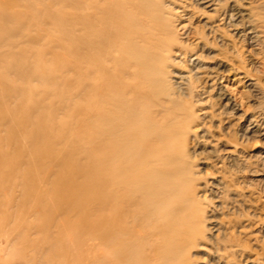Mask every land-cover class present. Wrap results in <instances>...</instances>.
I'll use <instances>...</instances> for the list:
<instances>
[{"label":"bare ground","instance_id":"1","mask_svg":"<svg viewBox=\"0 0 264 264\" xmlns=\"http://www.w3.org/2000/svg\"><path fill=\"white\" fill-rule=\"evenodd\" d=\"M36 3L0 10V119L95 264H264V0Z\"/></svg>","mask_w":264,"mask_h":264},{"label":"rangeland","instance_id":"2","mask_svg":"<svg viewBox=\"0 0 264 264\" xmlns=\"http://www.w3.org/2000/svg\"><path fill=\"white\" fill-rule=\"evenodd\" d=\"M28 1L0 0V10L16 12L17 10L21 11L24 9L27 16L34 15V13L36 14V12H34L35 8H33L32 5H34V2L37 4V0H33V2L30 0L29 3ZM28 7H30L33 12H31L30 9L28 10ZM56 8L57 7H55V9ZM31 17L33 18V16ZM196 24L197 23H194L193 27H198V24ZM48 27L52 26L37 23L35 26L31 27L29 31L32 36H38L39 30ZM10 28H14V26L11 25ZM50 29L53 30L52 28ZM53 34L56 36L58 35L56 31H53ZM50 43L51 38L46 36L39 45L48 46ZM216 51L220 50L217 49ZM27 56L33 57L34 55L29 54ZM249 57L247 56L244 58L245 67L252 75L264 82V62L263 64L260 62H251L253 60ZM29 64L30 63L27 62L25 70H27ZM179 65L180 66L176 65L175 68H186H183L184 65ZM3 73H5V71L0 68V76ZM11 78L12 82L20 83L17 77L11 76ZM232 80L233 78H231V81ZM224 84L226 85V83ZM2 86L3 85L0 84V89ZM198 105L197 109L205 107V104ZM249 105L253 109L257 107L254 105L253 101H250ZM10 108L14 110V112L17 111L18 115L16 117L21 116V114H19L18 104L13 102L10 104ZM43 115L38 113L35 120L41 118ZM60 117L61 119H65V115ZM44 121L41 120L40 123ZM28 128L29 131L32 130L31 125L26 129ZM9 129V120L1 118L0 264H90L88 263L89 260V262H94L93 264H95L96 259H93V257L96 254V241L92 244L94 241L89 240L85 232L81 231V224L77 225V223H79L78 217H80L78 215L80 214H75L74 217L73 214L64 215L62 212L56 213L58 208L56 210L55 206L59 203L57 191L60 189L61 183L63 182V178H61L60 174L65 170L68 171L67 168L61 167L59 162L51 164L50 162H53L51 159L42 166H39L37 163H32L30 161L32 155L30 157L28 156L27 159L21 155V152L24 150V153L27 152L30 154L33 151L36 153V151L30 148L29 141L21 138V135L18 136L13 143L8 141ZM260 146L264 148V139L261 140ZM23 152L22 154L24 155ZM65 152H67L65 144L56 147L55 153L64 154ZM17 167L20 169L21 173L18 171V174L14 173V170L18 169ZM42 170H45L47 175L46 173L43 175L41 173ZM50 170L54 172L58 171V176L56 177L55 175L57 172H55V174L49 173ZM69 171H71V169H69ZM37 172L40 174L39 176L36 175ZM61 180L62 182H60ZM62 210H67V207L63 206ZM90 251L93 256H89ZM86 255L88 257H84Z\"/></svg>","mask_w":264,"mask_h":264}]
</instances>
